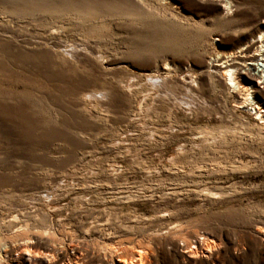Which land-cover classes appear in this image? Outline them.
<instances>
[{"label": "rangeland", "instance_id": "1", "mask_svg": "<svg viewBox=\"0 0 264 264\" xmlns=\"http://www.w3.org/2000/svg\"><path fill=\"white\" fill-rule=\"evenodd\" d=\"M263 19L264 0H0L1 264H264V120L207 69Z\"/></svg>", "mask_w": 264, "mask_h": 264}, {"label": "bare ground", "instance_id": "2", "mask_svg": "<svg viewBox=\"0 0 264 264\" xmlns=\"http://www.w3.org/2000/svg\"><path fill=\"white\" fill-rule=\"evenodd\" d=\"M257 33L259 39L250 40L236 49L228 50L210 59L207 63V69L223 79L228 78V80L232 82V96L236 105L245 108L248 106L249 109L254 110V114H257L259 118L264 120V100L260 99L258 95V93L264 94V78L255 77L254 73L250 71V68L254 69V63L260 59L263 62L261 72L264 73V19ZM166 68L170 69L168 63H164L163 69ZM260 78L261 80L259 81ZM194 81L195 80L187 82L193 83ZM260 84L262 85L259 86ZM225 87L229 88L228 85ZM250 95L252 97L249 100ZM42 233L45 235L48 234L46 231ZM26 241L29 240L25 239V243H27ZM208 248L207 245V249ZM100 249L105 250V247H100ZM114 249H116V247L112 246L106 250L113 252ZM24 251H27L28 254H33L35 252L29 247L24 248ZM138 251L141 252L142 249L138 248ZM137 258L141 260L140 256ZM30 262L33 261L30 260ZM122 262L123 264H128V260L124 258H122Z\"/></svg>", "mask_w": 264, "mask_h": 264}]
</instances>
